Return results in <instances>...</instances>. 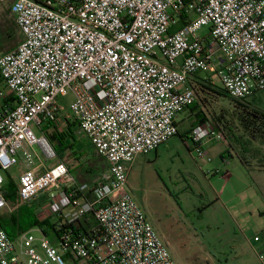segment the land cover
Listing matches in <instances>:
<instances>
[{
	"label": "built area",
	"instance_id": "built-area-1",
	"mask_svg": "<svg viewBox=\"0 0 264 264\" xmlns=\"http://www.w3.org/2000/svg\"><path fill=\"white\" fill-rule=\"evenodd\" d=\"M11 11L24 39L0 56V100H12L0 108V213L3 173L23 161L21 205L46 195L38 216L56 226L12 239L0 225V264H178L129 193V173L178 134L193 77L240 101L264 90V0H15ZM66 113L108 165L92 182L49 167L56 151L32 129ZM222 139L207 124L186 141L210 162L205 146Z\"/></svg>",
	"mask_w": 264,
	"mask_h": 264
},
{
	"label": "rangeland",
	"instance_id": "rangeland-1",
	"mask_svg": "<svg viewBox=\"0 0 264 264\" xmlns=\"http://www.w3.org/2000/svg\"><path fill=\"white\" fill-rule=\"evenodd\" d=\"M11 4L12 0H0V56L15 49L24 37L19 27L13 25ZM202 34H206V30L202 31ZM222 57L221 53H216L217 59ZM210 101L212 108L217 112L224 108L229 115L232 113V108L227 106V102L216 98ZM73 102L74 97L70 93L59 100V105L67 111ZM2 106L3 101L0 100V108ZM65 118L76 123L66 113L57 123L60 130L65 128ZM193 121L194 114L187 109L178 118L180 132L182 133L183 128L190 129L194 125ZM45 126L43 124L41 129H38L32 125V129L36 135L41 136V130ZM193 128L195 127L191 129ZM76 132L79 136L75 147L77 155L66 161V165L71 167V174L75 178L78 176L81 182H89L99 176L88 174L86 170L98 168L101 172L107 168V163L102 158H99L97 163L90 161L95 155V149L78 128ZM227 146L224 140L206 145L205 149L211 158L210 162H206L197 160V156L190 149V143L184 142L180 135H176L160 146L157 152L141 156L129 173V193L145 212L148 221L167 244L178 264H261L259 258L251 256L249 251L247 259L244 258L240 234L235 233L233 223L216 203L215 186L218 184L217 179L222 176L214 174L217 170H221L222 174L225 172L221 168L223 164L220 156ZM34 150L43 156L38 146ZM75 158H80V161ZM45 163L52 167L58 163V158ZM23 169L22 164H18L8 173H3V176L5 180L8 175L18 180ZM94 171L96 173L97 170ZM45 200L46 195L42 196L36 205ZM27 205L36 206L35 203ZM9 207L5 209L6 212L11 210ZM29 232L35 238H41L38 228ZM51 240L53 241V237Z\"/></svg>",
	"mask_w": 264,
	"mask_h": 264
},
{
	"label": "trees",
	"instance_id": "trees-1",
	"mask_svg": "<svg viewBox=\"0 0 264 264\" xmlns=\"http://www.w3.org/2000/svg\"><path fill=\"white\" fill-rule=\"evenodd\" d=\"M13 25H17L15 20H13ZM188 85L195 95V102L189 107L191 114H194V125L191 128L211 124L222 135V140L226 141L228 145L224 158L236 157L248 172L264 170V111L247 100L240 101L230 97L225 90L210 84L200 76L193 77ZM213 98L227 102V106L232 108V113L229 115L228 111H224V108L219 112L213 109L210 101ZM11 102L12 100L6 99L3 101V106L10 105ZM177 125L179 124L177 123ZM77 128L76 123L65 118V128L63 130L59 129L57 123H50L43 129L44 135L55 148L58 163L66 164V161H70L73 156L77 155L75 149L79 137L76 132ZM191 128L187 130L183 128L181 133L178 127L177 135H180L182 140L186 142L188 134L192 131ZM99 158L101 157L95 151L94 157L89 160L97 163ZM75 160L80 161V158H75ZM68 168L71 172V167L68 166ZM95 169L98 172L95 173ZM107 170L108 165L101 172L100 169L94 168L87 169L86 173L100 176ZM76 179L78 182L84 183L81 182L78 176ZM4 196L9 206L19 204L17 183L9 175L4 187ZM0 225L11 238L34 228L41 229L45 234H51L55 230L56 218L49 217L40 221L35 218L29 205H20L12 212L2 211L0 213ZM79 228L86 231L82 225Z\"/></svg>",
	"mask_w": 264,
	"mask_h": 264
},
{
	"label": "crops",
	"instance_id": "crops-1",
	"mask_svg": "<svg viewBox=\"0 0 264 264\" xmlns=\"http://www.w3.org/2000/svg\"><path fill=\"white\" fill-rule=\"evenodd\" d=\"M14 1L15 0H12L10 7V13L13 16L12 21L15 20L11 11ZM250 99L253 101L251 102ZM247 101L264 111V90L256 93ZM214 143L215 142L211 144ZM224 155L225 152L222 151L220 157L223 164L221 168L225 171L224 174H222L221 170H217V173L214 174L222 176L221 179H217L218 184L215 186L214 193L216 196V203L226 212L227 218L233 223L235 233L240 234L244 246V258L247 259V251H249L251 256H256L259 258L261 264H264V260L261 261V257L264 256V170L248 172L236 157L224 158ZM139 158L136 160L135 164L138 163ZM19 164H22L24 172L26 170V165L23 161H20ZM95 179L96 178H93L89 182ZM15 182L18 186V180H15ZM41 198L42 196L33 203L36 205ZM44 202H40L39 205L31 207L35 218L39 220L38 212L40 211V206ZM20 205V201L16 206L9 207L8 204V207L11 209L9 211L12 212L16 210ZM18 236L12 239H16Z\"/></svg>",
	"mask_w": 264,
	"mask_h": 264
}]
</instances>
